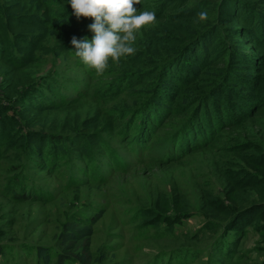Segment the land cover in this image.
Here are the masks:
<instances>
[{"label": "rangeland", "instance_id": "obj_1", "mask_svg": "<svg viewBox=\"0 0 264 264\" xmlns=\"http://www.w3.org/2000/svg\"><path fill=\"white\" fill-rule=\"evenodd\" d=\"M152 28L137 33L136 51L144 50ZM133 69L124 57L98 76L79 57L55 53L43 58L37 77L52 78L54 102L65 104L42 117L47 127L42 131L66 137L68 123L97 115L106 150L93 148L88 161L70 151L49 170L35 168L27 154L19 162L0 160V264H264L259 229L213 231L200 210L202 190L227 202L218 168L237 160L225 150L234 146L236 134L225 133L211 148L189 153L182 141L188 138L179 134L189 112L169 114L184 111L186 100L178 97L164 105L171 107L165 127L152 130L150 142L130 141L138 125L146 129L143 108L160 109V96L151 103L157 81L126 85L146 70ZM133 110L140 115L123 119ZM77 133L80 128L71 134ZM65 146L70 150L69 143ZM176 190L190 200L191 211L172 225L146 223L144 214L157 211L160 202L171 205Z\"/></svg>", "mask_w": 264, "mask_h": 264}, {"label": "trees", "instance_id": "obj_2", "mask_svg": "<svg viewBox=\"0 0 264 264\" xmlns=\"http://www.w3.org/2000/svg\"><path fill=\"white\" fill-rule=\"evenodd\" d=\"M134 7L154 12L156 22L147 32L144 50L125 57L132 69H146L126 85L129 80L137 87L157 81L151 103L160 96V111H151L152 104L143 108L146 129L138 125L137 134L127 139H139L142 146L144 138L150 142L151 131L165 127L171 107L164 105L176 103L178 97L186 100L184 111L169 114L189 112L179 131L188 138L182 141L189 153L211 148L225 133L236 134L234 146L225 150L237 160L218 168L227 202L202 190L200 210L213 231L253 227L264 237V0H141ZM200 12L207 13L206 20H199ZM93 22L78 20L68 0L0 3V160L19 162L27 154L35 168L49 170L70 151L88 161L93 148L106 150L97 115L68 123L66 137L42 131L47 129L42 117L65 102H54L52 78L39 79L38 67L55 53L77 57L71 40L91 39ZM136 113L140 115L138 110L127 112L123 119ZM76 128L80 134H71ZM157 208L144 214L146 223H178L192 205L176 190L171 205L164 201Z\"/></svg>", "mask_w": 264, "mask_h": 264}, {"label": "clouds", "instance_id": "obj_3", "mask_svg": "<svg viewBox=\"0 0 264 264\" xmlns=\"http://www.w3.org/2000/svg\"><path fill=\"white\" fill-rule=\"evenodd\" d=\"M73 14L79 20L92 18L89 30L93 37L72 38L75 55L85 67L100 76L110 62L119 63L121 58L133 55L137 33L156 22L152 11L137 10L141 0H68ZM200 21L207 19L206 12L197 14Z\"/></svg>", "mask_w": 264, "mask_h": 264}]
</instances>
